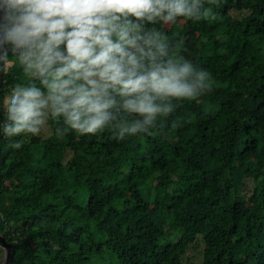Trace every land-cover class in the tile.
I'll return each instance as SVG.
<instances>
[{
    "label": "trees",
    "instance_id": "16d2710c",
    "mask_svg": "<svg viewBox=\"0 0 264 264\" xmlns=\"http://www.w3.org/2000/svg\"><path fill=\"white\" fill-rule=\"evenodd\" d=\"M205 7L215 19L156 27L178 55L189 60L193 49L212 91L178 102L148 132L80 135L49 121L46 138H8L0 128L11 264H189L198 243L199 264H264V0ZM17 83L26 78L10 58L0 125Z\"/></svg>",
    "mask_w": 264,
    "mask_h": 264
},
{
    "label": "clouds",
    "instance_id": "9594fccd",
    "mask_svg": "<svg viewBox=\"0 0 264 264\" xmlns=\"http://www.w3.org/2000/svg\"><path fill=\"white\" fill-rule=\"evenodd\" d=\"M0 10V64L11 58L26 78L2 100L8 138L62 121L80 135L111 126L124 139L212 91L211 73L156 27L215 19L205 0H0Z\"/></svg>",
    "mask_w": 264,
    "mask_h": 264
},
{
    "label": "rangeland",
    "instance_id": "374dc122",
    "mask_svg": "<svg viewBox=\"0 0 264 264\" xmlns=\"http://www.w3.org/2000/svg\"><path fill=\"white\" fill-rule=\"evenodd\" d=\"M231 15L233 17H238V16H242V13L238 12L237 10H233L231 12ZM164 26L168 28V25H164ZM194 56H195V53L193 52V49H192L191 54L189 55L188 59L189 60L193 59ZM38 135L41 136L42 138H46L47 136L50 135L49 128L47 127L45 130H42V132ZM202 247L203 246L200 243H198L196 248H192L188 251L187 256L190 257L189 264H199L200 263ZM3 256H4V251L0 248V264L3 261V258H4Z\"/></svg>",
    "mask_w": 264,
    "mask_h": 264
},
{
    "label": "water",
    "instance_id": "95a60500",
    "mask_svg": "<svg viewBox=\"0 0 264 264\" xmlns=\"http://www.w3.org/2000/svg\"><path fill=\"white\" fill-rule=\"evenodd\" d=\"M3 12L0 10V20H2ZM3 76V64H0V91ZM0 248L4 251V258L1 264H11L13 258V247L7 243L3 236L0 235Z\"/></svg>",
    "mask_w": 264,
    "mask_h": 264
},
{
    "label": "built area",
    "instance_id": "2783aa9c",
    "mask_svg": "<svg viewBox=\"0 0 264 264\" xmlns=\"http://www.w3.org/2000/svg\"><path fill=\"white\" fill-rule=\"evenodd\" d=\"M3 110H4V108H3ZM4 113L6 114L5 110H4Z\"/></svg>",
    "mask_w": 264,
    "mask_h": 264
}]
</instances>
